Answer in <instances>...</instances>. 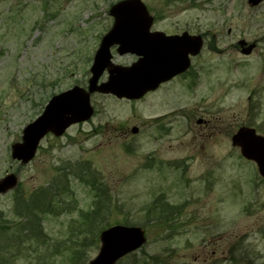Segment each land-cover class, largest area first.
Wrapping results in <instances>:
<instances>
[{
	"label": "rangeland",
	"instance_id": "obj_1",
	"mask_svg": "<svg viewBox=\"0 0 264 264\" xmlns=\"http://www.w3.org/2000/svg\"><path fill=\"white\" fill-rule=\"evenodd\" d=\"M118 1L0 0V179L16 177L0 194V264H89L116 224L145 236L116 264H264V179L231 145L241 126L264 135V0H141L152 30L205 36L198 84L176 78L139 100L93 93L88 121L47 134L27 163L11 157L53 95L86 89ZM20 228L36 232L19 244Z\"/></svg>",
	"mask_w": 264,
	"mask_h": 264
},
{
	"label": "water",
	"instance_id": "obj_2",
	"mask_svg": "<svg viewBox=\"0 0 264 264\" xmlns=\"http://www.w3.org/2000/svg\"><path fill=\"white\" fill-rule=\"evenodd\" d=\"M260 0H249L253 5ZM114 17L111 30L103 37L90 68L91 77L87 90L74 86L53 96L42 114L28 124L22 132V142L12 145V158L26 163L35 154L39 141L48 133L60 136L74 123L88 120L93 109L89 96L93 92L111 93L118 98L138 99L146 92L174 75L184 71L188 54H196L201 47L200 37L167 36L162 32H149L152 22L145 5L140 0H123L109 10ZM119 44L118 53H133L141 56L129 67L114 65L110 61L109 47ZM253 45L242 49L249 54ZM108 80L97 84L104 70ZM199 122V121H198ZM136 132V129H133ZM233 146L241 155L256 163L259 174L264 178V137L253 128L240 127L231 137ZM15 182L12 175L0 182V192ZM101 246L98 254L89 264H114L124 255L138 249L144 242L138 227L113 226L101 232Z\"/></svg>",
	"mask_w": 264,
	"mask_h": 264
},
{
	"label": "flooded vegetation",
	"instance_id": "obj_3",
	"mask_svg": "<svg viewBox=\"0 0 264 264\" xmlns=\"http://www.w3.org/2000/svg\"><path fill=\"white\" fill-rule=\"evenodd\" d=\"M247 1V0H246ZM262 2H263V0H262ZM261 2V3H262ZM261 3H259L258 5H256V6H250L248 3H247V5L250 7V8H255V7H258ZM153 25V24H152ZM188 25H184L179 31H176V32H173V33H166V34H168V35H179V34H181V33H183V32H186V33H188L189 35H197V36H199L200 38H201V40H202V48H201V50H200V52L197 54V55H195V56H191L190 57V63H189V66H188V68H187V70H185L184 72H182V73H180V74H178V75H176L175 77H173L172 79H170L169 81H172V80H174V79H176V78H180V77H184V78H186V77H189L190 78V84H189V88H188V90L190 91L191 90V87L193 88V87H195L197 84H198V76H199V70L198 71H195L193 68H194V61L199 57V56H201V54L203 53V50H204V48H205V46L207 45V43H206V38H205V36H203L202 34H192L191 32H190V30L188 29ZM151 31H155V30H152L151 29ZM228 32H230V30L228 31ZM240 45V44H239ZM245 45L246 44H244L243 46H240V47H245ZM254 46V48H253V50H252V52L254 51V49L256 48V44H254L253 45ZM110 52H111V54H112V58H114L115 57V55H117V46L116 45H113V46H111V48H110ZM114 60H115V58H114ZM168 81V82H169ZM165 83H167V82H165ZM164 84V83H163ZM163 84H160L159 85V87L157 88V89H159ZM202 123H203V120H202ZM201 123V124H202Z\"/></svg>",
	"mask_w": 264,
	"mask_h": 264
},
{
	"label": "trees",
	"instance_id": "obj_4",
	"mask_svg": "<svg viewBox=\"0 0 264 264\" xmlns=\"http://www.w3.org/2000/svg\"><path fill=\"white\" fill-rule=\"evenodd\" d=\"M7 230H8V226L6 227V226H4V225H0V233L3 232V231L7 232ZM34 232H36V231H35V229H33V228L30 229V230H28V229H24V228L15 229L14 234H11L10 237L14 238V236L17 235V237H16L15 239H16L17 241L20 242L19 244H21V243L25 242L24 240H25L26 238H28V237L31 236L30 233H34ZM23 233H27L28 235H24ZM26 245H30V244H26ZM33 245H34V247L36 246L35 244H33ZM30 247H31V246H29V247L26 246L25 248L30 249ZM40 247H42L41 244H39V248H40ZM35 248H36V247H35ZM39 248H36L37 253H38V251H39ZM16 256H19V254H17ZM47 261H48V263H49V260H47ZM49 264H50V263H49Z\"/></svg>",
	"mask_w": 264,
	"mask_h": 264
}]
</instances>
